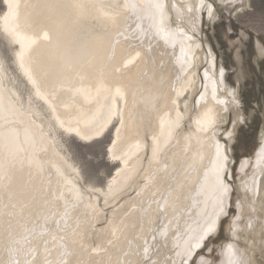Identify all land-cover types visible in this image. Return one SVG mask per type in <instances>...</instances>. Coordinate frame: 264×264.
I'll return each instance as SVG.
<instances>
[{"label":"bare ground","instance_id":"6f19581e","mask_svg":"<svg viewBox=\"0 0 264 264\" xmlns=\"http://www.w3.org/2000/svg\"><path fill=\"white\" fill-rule=\"evenodd\" d=\"M216 1L238 9L248 2ZM125 2L2 0L0 32L10 43L13 31L39 37L25 67L50 98L45 103L35 96L18 60V47L13 62L27 81L25 96L0 54V264L14 259L21 264H143L145 241L154 264H180L183 257L176 253L183 251L188 230H198L202 213H211L215 201L223 199L219 227L228 212L234 189L228 180L234 177L231 145L244 119L238 91L228 83L225 68L218 67L210 44L199 37L203 14L167 11V27H182L195 39L193 44L178 35L172 47L154 35V24L150 27L148 20L142 22L144 31L136 32L137 21L126 13ZM213 6L215 20L218 12ZM9 11L12 15L5 22ZM181 43L187 60L181 56ZM256 48L264 56L260 42ZM136 52L140 56L126 64ZM213 83L216 99L225 104L211 102ZM205 89L209 106L218 113L214 137L198 132L194 123L200 107L195 102ZM231 111L230 128L224 130ZM70 119L91 122L88 134L94 138L84 140L64 131L60 121ZM96 121L104 126L98 137L91 126ZM37 125L43 128V138ZM111 132L108 147L112 141L116 147L107 155L117 165L116 172L105 186H82L80 169L65 152L61 133L92 143ZM217 142L228 156L226 197L215 191ZM262 149L264 128L254 152L236 165L239 220L230 227L227 241L251 264H260L256 251L264 247V161L257 163ZM132 191L136 194L131 196ZM100 196L105 206L116 207L109 218ZM63 204L69 206L67 218ZM164 231L166 236L161 235Z\"/></svg>","mask_w":264,"mask_h":264},{"label":"rangeland","instance_id":"374dc122","mask_svg":"<svg viewBox=\"0 0 264 264\" xmlns=\"http://www.w3.org/2000/svg\"><path fill=\"white\" fill-rule=\"evenodd\" d=\"M213 3L217 8L218 16L215 20L203 16L202 33L199 37L205 45L210 44L218 67L222 65L225 68L228 83L238 91L240 101L238 108H240L239 111L244 119L237 127L235 139L231 145L234 158L232 166L234 177L228 176V180L231 185L233 183L235 190L233 189L228 212L219 223L217 234L207 241L208 246L213 249L212 258L215 259L221 244L231 238L230 227L239 220L236 210L238 173L236 165L241 157L254 152L259 143V134L264 128V56L260 55L256 48L258 42L264 46V0H248L241 9H238L237 5L230 7L216 0ZM3 11L4 6L0 0V14ZM14 49L15 47L6 36L0 32V54L8 73L11 74V77L17 78L15 85L25 96L29 92V87L13 62ZM202 71L203 69L201 73H203ZM233 114L231 111L230 124L226 123L224 130L230 128ZM61 134V139H64L66 147L65 152L80 169L81 185L84 187L85 184L105 186L112 174L116 172L117 166L107 155L113 133L111 132L104 139L92 143H83L73 135ZM221 135L222 139L227 141L223 132ZM133 192L131 196L136 194V191ZM99 203L102 204L109 218V213L116 207L105 206L102 196H100ZM106 223L107 219L101 222V226ZM199 255H203V252L196 253L190 259L191 264H200L197 259ZM256 258L260 264H264V247L257 249Z\"/></svg>","mask_w":264,"mask_h":264},{"label":"snow or ice","instance_id":"6c2138e0","mask_svg":"<svg viewBox=\"0 0 264 264\" xmlns=\"http://www.w3.org/2000/svg\"><path fill=\"white\" fill-rule=\"evenodd\" d=\"M11 7V6H9ZM18 7V5H17ZM124 8L126 13L132 17H134L137 21L135 25L136 32H143L144 28L142 27V22L144 20H148L149 26L152 27L154 24V35L159 37L160 41L165 44H170L172 47H176L177 40L176 37L179 35L182 39H187L191 41L193 44L195 43L194 34L193 36H188L182 27L172 31L169 27H167L166 13L169 9H175L177 13H180L181 10L191 13L193 16H196L199 13H202L203 16L208 19H212L214 15V6L213 3L206 2V0H198V3L195 0H184L183 3H171L169 4L167 0H142V2H133V0H126ZM12 15L11 11L7 15L4 16L5 22ZM7 30V29H6ZM13 47H18L19 52L17 53L18 60L20 62L21 67L24 69L25 74L27 75L29 82L32 84L35 96L40 100L48 103L50 94L46 95L39 85L37 84L35 78L31 75V68L25 67V59L28 55L30 48L32 45H35L38 40V36H29L22 35L18 31H13L12 33ZM43 38L45 40L48 39L47 32L43 33ZM198 47V45H197ZM181 56L187 60V55L185 53V49L183 44L180 46ZM140 56L139 52H136L135 55H130V58L127 59L126 64H132L135 60ZM205 78H207V71H205ZM221 76H223V71H221ZM52 92H55L53 89ZM119 92V89H117ZM211 102L213 104L223 105L226 102L222 100L216 99V85L213 83L212 93H211ZM200 107L196 108L198 115L195 119V127L196 130L200 133L209 136H215L218 131V113L216 112L214 107L209 106V100L207 98V89L199 93V99L195 102ZM50 106V105H49ZM179 116V114H178ZM71 119L69 121H60L61 128L64 131L69 132L71 134H75L84 140H91L94 137L89 135L90 131V123L85 122L81 124L79 119H75L74 122ZM67 124V127H65ZM96 128L95 135L98 137L103 134L104 126H99V121H96L95 124L91 125ZM37 132L40 137L43 138V128L40 125H37ZM119 132V129H117ZM231 135V133H229ZM116 147V142H111V147L107 150L109 155L112 154V150ZM215 153L216 159L214 161L213 171L215 175V191L218 194H223L226 197L229 186L225 183V176L227 175L226 165L228 163V156L226 154V149L222 151V146L217 142L215 144ZM113 159H119L117 156H112ZM264 161V149L259 153V158L257 163H261ZM254 188V185H253ZM75 201H73V204ZM223 199H217L213 204V211L203 212L201 215L202 223L199 225L198 230L189 229L187 233V240L184 241V248L182 252H177L176 255L178 257L182 256L183 258L180 261V264H191L190 258L193 257L196 253L203 252V255H199L197 259L200 264H251V260L246 259L244 254L241 253L237 255L239 251L233 242L225 241L221 244L220 249L217 252L215 259H213V249L208 246L207 241L215 236L218 232V221L223 213ZM65 209L64 218H67L68 208L69 206L63 204ZM215 209H219L216 211ZM239 219V217H237ZM250 226V225H249ZM234 234V233H233ZM161 235L166 236L167 232L164 231ZM153 240L156 239L155 236L152 237ZM149 248L147 247V241H145V247L143 248V264H154V262L148 256ZM208 257L207 259L205 257ZM34 259V257H33ZM12 264H21L19 259H14ZM61 264H66V262H61ZM167 264H174L173 261L169 260Z\"/></svg>","mask_w":264,"mask_h":264}]
</instances>
